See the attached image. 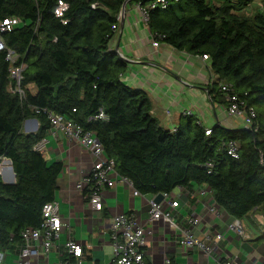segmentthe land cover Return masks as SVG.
I'll list each match as a JSON object with an SVG mask.
<instances>
[{
	"label": "trees",
	"instance_id": "obj_1",
	"mask_svg": "<svg viewBox=\"0 0 264 264\" xmlns=\"http://www.w3.org/2000/svg\"><path fill=\"white\" fill-rule=\"evenodd\" d=\"M63 1L68 8L58 16L59 0H0V22L21 19L2 37L26 64L21 99L8 89L7 51L0 49V164L9 159L16 177L6 183L0 173V251L13 250L23 229L40 225L63 168L35 148L50 121L33 106L94 131L118 173L141 194L207 185L234 217L264 218V8L249 16L242 11L256 0H167V7L148 11L154 38L207 54L219 80L232 83L257 111L251 128L215 124L206 134L191 115L176 131L164 128L147 92L123 81L127 62L111 49V39L126 0ZM133 1L147 6L151 0ZM212 92L226 103L221 90ZM101 111L107 119L94 118ZM31 117L40 127L26 133L23 124ZM230 140L239 144L237 157L228 152ZM259 238L264 240V228Z\"/></svg>",
	"mask_w": 264,
	"mask_h": 264
},
{
	"label": "crops",
	"instance_id": "obj_2",
	"mask_svg": "<svg viewBox=\"0 0 264 264\" xmlns=\"http://www.w3.org/2000/svg\"><path fill=\"white\" fill-rule=\"evenodd\" d=\"M111 48L116 49L127 62V69L122 74L123 81L133 87L145 90L152 103V114L166 129L179 127L185 117V109L192 110L196 122L205 127L221 124L226 127L243 126L242 119L227 114L226 103L213 99L215 92L220 90L218 76L213 72L209 59L186 50L159 41L153 44L154 38L145 21L138 2L129 0L125 11L118 16L117 28L113 29ZM31 90L35 87L31 85ZM40 121L27 118L23 124L26 133L37 132ZM42 152L49 163L60 161L63 164L57 178L54 200L59 204L63 220L68 224L56 240L55 247L47 256L34 258L32 264H64L67 260H76L66 250L67 240H74L83 247V255L78 259L80 264H112L113 246L111 243V221L117 213L134 214L145 224L146 244L144 252L150 264H219L220 259L232 260V264H264V240L260 232L264 228V218L251 213L242 218L245 236L240 237L228 225L236 218L228 213L214 200L207 185L178 186L171 195L179 198V205L172 208L167 201L164 210L171 211L176 222L190 227L188 219L198 217L195 233L201 235L207 230L221 232L223 238L213 255L197 248H184L179 242V231L166 219L148 221L150 199L155 194H135L133 184L117 179L114 187L105 190L103 209L94 210L87 198L88 185L83 190L76 184L83 179L94 161L90 150L74 139H70L62 130L52 133L51 126L44 136ZM11 161L3 158L0 164L5 167L6 177L0 171L4 182L16 180L11 172ZM13 170V168H12ZM14 174V175H13ZM202 189H206L203 194ZM203 235V234H202ZM10 250V249H9ZM16 247L7 253L5 264H17Z\"/></svg>",
	"mask_w": 264,
	"mask_h": 264
},
{
	"label": "built area",
	"instance_id": "obj_3",
	"mask_svg": "<svg viewBox=\"0 0 264 264\" xmlns=\"http://www.w3.org/2000/svg\"><path fill=\"white\" fill-rule=\"evenodd\" d=\"M140 5V4H139ZM168 5L167 0H151L147 6H141L143 17L147 22L149 19V9L156 8L158 6L165 8ZM68 8V3L59 0L58 6L55 9V13L58 16H63L64 12ZM19 17L5 18L0 22V49H6V59L9 62V77L10 82L8 89L13 93H17L21 99L26 96L25 88L23 87V73L26 67L24 62L19 61V54L13 49L7 47L3 40L2 33L11 30L16 24L20 23ZM117 28V24L113 25V29ZM154 38V35H153ZM160 40L154 38L153 44L159 45ZM112 49V48H111ZM204 59H209L207 54L202 55ZM220 90L225 94L227 114L230 117L237 116L242 119L243 126L251 128L256 121L257 111L254 106L247 103L246 99L239 93L232 83L221 82ZM32 109L36 113L41 111L48 114L52 133L56 134L57 130H62L66 136L70 139H74L82 146L91 151L94 161L92 168L88 174L78 181L76 187L82 191L84 183L88 185L87 198L91 207L100 212L105 203V190L108 187H114L117 179L132 184V181L118 173L116 169V162L113 157H108L105 154L104 146L91 130H85L83 126L68 119L66 116L60 113H54L48 111L46 108H40L33 106ZM191 109H185L183 111L184 116H192ZM94 118L107 119L108 115L101 111ZM176 131L177 127L170 129ZM205 133H211V127L205 128ZM45 138L43 137L36 143L35 148L42 151L44 148ZM228 152L237 157L239 144L237 141L230 140L227 143ZM2 171V168L1 170ZM188 191L182 192L187 194ZM203 194L206 193V189H202ZM135 194H141L136 189ZM181 193V194H182ZM174 198L171 193H163V199L157 201L156 195L150 199V207L148 210L147 220L152 222L159 219H166L172 223L174 229L179 231V244L184 248H197L204 253L207 257H210L215 253L218 248L219 241L223 238V234L219 231L213 233L210 230L197 235L195 233V226L199 223L198 217H190L188 224L190 227H185L181 223L176 222L171 214V211L164 210V203L167 201L172 208L179 205V198ZM67 222L63 220V217L59 210V204L57 201L52 200L43 205L42 208V221L38 227H27L21 232V243L16 247L18 252L17 264H32L34 258L40 256H47L48 253L55 247L56 240L60 237L61 232L67 226ZM229 229L234 230L240 237L245 236L244 223L240 218H235L229 225ZM146 228L143 221L137 219L134 214L129 213H117L113 216L111 221V243L113 246V259L112 264H150L146 258L144 247L146 244ZM203 234V235H202ZM66 250L78 259L83 255V247L80 243L74 240H67L65 243ZM11 250L0 251V264H5L7 253ZM67 260L64 264H80L79 260ZM167 264L170 262L166 261ZM95 264V263H93ZM219 264H232V260L220 259Z\"/></svg>",
	"mask_w": 264,
	"mask_h": 264
},
{
	"label": "rangeland",
	"instance_id": "obj_4",
	"mask_svg": "<svg viewBox=\"0 0 264 264\" xmlns=\"http://www.w3.org/2000/svg\"><path fill=\"white\" fill-rule=\"evenodd\" d=\"M262 7L264 8V0H256V2L253 3V5L247 7L246 9H244L242 11V13H244L246 15H249V16H252L259 9L262 10ZM241 127H243V126L241 125Z\"/></svg>",
	"mask_w": 264,
	"mask_h": 264
},
{
	"label": "water",
	"instance_id": "obj_5",
	"mask_svg": "<svg viewBox=\"0 0 264 264\" xmlns=\"http://www.w3.org/2000/svg\"><path fill=\"white\" fill-rule=\"evenodd\" d=\"M128 1H129V0H126V1L123 3L122 8H121V14L124 13V11H125V6H126V4H127ZM118 48H119V43L117 44L115 51H116V53H117V55H118L119 57L123 58L122 55L118 52V50H117ZM7 160L10 161L9 159H7ZM10 169H11V172L13 173L12 166H10ZM13 175H14V174H13ZM4 181H5V179H4ZM9 183H14V180L9 181ZM155 199H156L157 201H161V200L163 199V193H162V192L157 193Z\"/></svg>",
	"mask_w": 264,
	"mask_h": 264
},
{
	"label": "bare ground",
	"instance_id": "obj_6",
	"mask_svg": "<svg viewBox=\"0 0 264 264\" xmlns=\"http://www.w3.org/2000/svg\"><path fill=\"white\" fill-rule=\"evenodd\" d=\"M2 171H3L4 177H6V176H5V175H6V170H5L4 167L2 168ZM10 181H12V179H11Z\"/></svg>",
	"mask_w": 264,
	"mask_h": 264
}]
</instances>
